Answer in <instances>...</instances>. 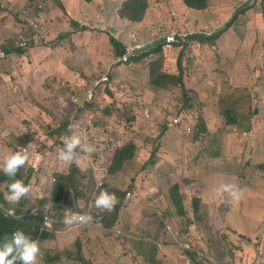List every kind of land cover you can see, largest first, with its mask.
<instances>
[{
  "label": "rangeland",
  "instance_id": "rangeland-1",
  "mask_svg": "<svg viewBox=\"0 0 264 264\" xmlns=\"http://www.w3.org/2000/svg\"><path fill=\"white\" fill-rule=\"evenodd\" d=\"M1 1L0 48L14 53L13 33L19 29L15 8L20 10L25 1L15 0L13 9L5 5V0ZM42 1L46 6L48 27L44 44L25 54H11L0 65V161L10 151L17 150V146L29 147L30 154L37 155L35 161L30 156L25 164L26 174L34 166L36 176L27 197L48 196L56 174L72 171L71 164L57 158L59 149L56 151L51 147L45 131L46 124L54 117L73 114L75 123L85 129L77 130L95 147L90 155L82 152L86 155L80 159L85 164V171L77 173L68 195V203L74 211L81 212L84 205L87 211L88 204L94 203L95 195L101 190L100 184L103 182V188L110 191L111 182L113 188L133 193L124 203L137 204V208L147 214H150L147 210L152 209L153 215L160 216L154 201L159 187L150 185L159 181L167 187L169 182L179 184L191 210L188 218L173 211L171 222L172 228L177 229L176 238H182L184 232L191 231L190 228L210 227L214 240L222 247L217 255L223 260L218 264H250L248 260L253 254L259 255L256 264H264V0H209V9L192 11L184 10L187 6L183 3L178 7L175 0H162L161 8L157 10L162 16L156 18L152 13L147 16L143 31L147 35L152 26L154 32L134 50H155L165 43L168 34L175 32L180 43L163 48L162 62L166 71L183 76L186 91L176 81L151 87L149 64L160 58V52L150 54L141 66L120 61L118 57L111 66H105L112 55L111 36H119V16L112 12L115 0H96L86 9L84 0H80L78 8L72 5L71 9L66 4L68 0H62L70 15L62 9L59 0ZM169 2H173L172 8L168 7ZM250 4L253 8L214 44L189 39L196 32L212 34L238 10ZM180 12L184 19L178 21ZM172 18L179 28L168 26L173 23ZM188 18L191 20L186 22ZM80 25L90 29L83 30ZM75 44L79 52L70 51ZM180 55L182 70L178 67ZM121 62L127 65L119 67ZM105 75L109 81L98 82V87L94 85ZM90 90L97 94L95 100L86 101L84 105L72 102L73 95L84 99ZM147 90H155V94L146 96ZM117 91L124 96L129 94L130 99L115 100ZM10 96L14 99L13 104L9 101ZM113 100L119 106L114 119L107 120L103 112L110 108ZM66 102H69L67 108L63 105ZM226 112H229L227 118ZM130 114L144 122L143 134L132 132L131 127L135 124L128 118ZM201 114L207 125L203 132ZM125 133L134 137L132 142L137 145V152L125 168L118 171L125 170L127 176L117 179L110 175L108 180L106 168L110 169L113 154L125 140L122 136ZM10 134L16 136L11 149L10 143L6 142L10 140ZM25 135L37 140L35 147L24 143ZM156 149L157 155L152 160L151 155ZM93 164H97L101 176L97 183L95 174L89 173ZM27 166H30L28 171ZM170 166L181 167L179 178H175L174 170L168 172ZM169 173H172L170 181ZM222 184L239 185L245 198L243 196L241 202L235 204L239 199L234 200L228 193L217 191ZM172 185L165 191L167 197ZM246 189L252 191L254 198ZM200 193L209 202L211 215L208 219L202 215L199 222L193 223V198ZM244 200L247 209L242 208ZM31 201L34 199H28V207ZM45 202L38 200L41 205ZM48 206L61 214L59 204L49 202ZM243 246H247L246 249ZM48 256L45 253L39 264H48ZM238 256L243 261L233 262ZM52 264L86 262L62 257Z\"/></svg>",
  "mask_w": 264,
  "mask_h": 264
},
{
  "label": "clouds",
  "instance_id": "clouds-1",
  "mask_svg": "<svg viewBox=\"0 0 264 264\" xmlns=\"http://www.w3.org/2000/svg\"><path fill=\"white\" fill-rule=\"evenodd\" d=\"M23 1L25 2L20 10H17L15 8V10L18 11L16 15L18 19L17 21L19 24V29L21 28L19 35L17 33L19 29L13 33V36L15 37L12 40L14 43V45L12 44V46L15 49V51L13 53L11 51H8L5 47L1 46L0 65L9 55L25 54L31 48H35L36 46L43 45L47 38V35H48L47 28L48 27L45 22V18H46L45 3L42 0H18V2H23ZM59 1L62 2V0H59ZM95 1L96 0H93L90 3H87V6L85 7V9L89 5L93 6V3ZM125 1L127 0H115L116 5H115V9L112 12L114 14H118L119 22L122 21L123 23H125L129 27V30L133 29V31H130V33L127 35V38L121 35L120 30L118 32L119 36H116V38L120 39L127 46V49H128V52L123 57L121 58L118 57V58L120 59V61L129 62V58L133 54L135 47L140 48L143 45L141 41L146 39V36H144V31H143L144 24L140 22L130 21L121 16L120 11ZM175 1L178 4V7L183 6L184 4L180 0H175ZM0 2L2 1L0 0ZM10 2H12V4H10ZM13 2L17 3V1L15 0L4 1L5 5L9 6L10 9H13V7L16 5V3L13 4ZM161 2L162 0H157L158 6L159 5L161 6ZM169 6L170 8H172L173 2H169L168 7ZM63 10L66 11L70 15V12L67 11L66 6H65V9ZM184 10L190 11V7L187 6L184 8ZM168 12L170 13V10ZM179 16H177V18L179 19L178 21L184 19L182 17L181 12L179 13ZM189 20H191V18H188L186 22H188ZM172 21L173 23L169 24L168 26H171L172 28H179L178 23L175 22L173 18H172ZM82 26L83 25H80V28ZM148 32H149V35L147 36H150L154 32V29L152 26L150 27ZM138 33L142 34V38L137 36ZM168 37H174V38L171 39V42H170L168 40ZM72 39H74V37H72ZM73 41L75 43V40ZM178 43H180V40L177 38V34L175 32L170 33L165 37V43L162 45V49L164 47L165 48L171 47ZM19 49H24L25 52L24 51L22 53L18 52ZM74 50H77L78 52L80 51L77 45L74 48H72L70 51L74 52ZM111 53H112L111 58L110 60L106 62L105 66H109V65L111 66L113 61H116V56L114 55V52H113V46L111 48ZM152 53H155V51L151 50L149 52V55ZM121 63L119 67L123 65L124 66L127 65L125 63H122V64ZM82 71H85V70H82ZM85 72H89V71H85ZM109 79L110 78L108 77V75H105L100 80H96L94 85L98 87V84H97L98 82L109 81ZM75 80L77 82L78 79H75ZM45 81L43 82L44 84H45ZM128 89H131V86ZM151 93L155 94V91L147 90V92H145V95L149 96L151 95ZM128 95L129 94H125L124 96L121 94L120 91H117L116 95H114V98L115 100H119L120 102H122V101L130 99ZM96 96L97 94L92 93V91L90 90L89 92L87 91V94L84 99H82L78 95H73L72 102L76 104L84 105L86 101L95 100ZM9 101H11L12 104L14 103V99L12 96H10ZM68 103L69 102H66L65 104H63L64 107H67ZM118 106L119 105L116 104V101L113 100L109 106L110 108H105L103 115L109 118L112 114H114ZM174 121L177 122L178 119L175 118ZM77 128H80L83 131L85 130L81 126V124H79ZM9 129L15 131V128L12 126H9ZM69 131H70V135H67L64 137L63 147L59 149L57 153V158L60 161H63L68 164H71L74 161L76 162V159H77L78 163L77 162L76 163L80 169V173H84L85 164L82 163L77 157H80L81 159V157L86 156L85 153H88L89 155L92 154L95 151V147L94 145L88 143V138L86 137V140H85L77 129L70 127ZM13 137H16V136L14 134H10V140L6 141L7 143H10L9 144L10 149L13 147V145H15L14 141L12 140ZM28 148L29 147L17 146V150L10 151L8 154H6L3 157L2 161H0V172H3V174L6 177H8L9 180L11 181L8 184L9 194L6 197V200L9 204H12V205L18 204L21 200H26L28 202L27 196L29 195L31 191V188H30L31 184L26 185L23 182V180L16 178L17 172L22 167H24L25 169V164L29 161L30 156H31V159H33L34 161L37 158L36 155L34 156L30 154ZM78 149L81 152L78 153L77 151ZM82 152H85V153H82ZM79 162H81V165L79 164ZM28 167L30 166H27V170H28ZM91 171L97 177L95 180V183H97L99 179H101L100 178L101 176L99 173V167L96 164H93L90 168L89 173H91ZM106 171L108 173L106 174L105 178L109 180L108 178L110 176L109 169L106 168ZM22 172L26 174V172L24 171ZM27 176L28 175L26 174L25 177ZM179 176L175 175V178H179ZM34 177L36 176L34 175ZM223 181L224 180H222L221 183ZM0 185L2 186V188H5L7 190L6 184H0ZM110 185L112 187L111 182H110ZM103 187L104 186L102 182L99 186V189L101 190L98 192V194L95 195L94 203L91 202L90 204H88L87 207H90V208L87 211L84 210V207H86V205L81 206V210H82L81 212L74 211L71 205L68 203V195L70 194V191L68 192V194L56 196L55 200H53V194H52L53 189H52L51 194H49L48 196H41L39 197V199H34V201H31V203L41 206V204L38 203V200L44 199L46 202L43 205V207L30 208V210L26 213H18L15 208H7L6 206L4 208L3 202L0 200V208L1 209L4 208L5 211L3 213L5 216H8V217L11 216L15 218L25 217L26 219H28V216H30L29 221H26V223L30 224L31 227H34L35 225H37L38 219L43 220L42 224H38L39 226L38 234L33 233L31 231V227L28 228V226L17 228L15 231L8 234V238L6 237L3 243L0 244V264H39L41 260L45 257V253L49 254L48 264H52V262H56L58 258H62V257L71 258L73 256H78L77 254H74V249L76 248V244L80 242V238H82L80 236V233H81V230L84 228H81V227L86 226V225L93 226L97 228L99 231H106V232L116 231L118 233V235L114 237L116 240L115 243L111 242L114 239L112 238L108 245L106 246L104 245L103 247H101L102 250H107L109 245L112 246V249H115V247L118 245L117 244L118 242L122 244L121 239H122V236L126 235V232H125L126 227L121 224L117 226H113V225L108 226L105 223L104 214H99V215L93 214V212L95 211V207L100 212H103V211L111 212L112 210H114L115 205L118 202L117 196L114 193H110L107 189ZM38 189L39 188H37L35 191H37ZM217 191L220 192L221 194L228 193V195L234 200L239 199L235 204H239L244 196V194L242 193L241 187L239 185L236 186L234 184H222L217 189ZM250 194L253 197V193H250ZM132 196H133V193L128 192L127 198L131 199ZM30 198H38V197H30ZM49 202L53 203L54 205L59 204L61 208L60 209L61 214L58 215L56 209H54L53 207H49L48 206ZM155 203L157 204V209L160 212H162L161 209L163 206L160 204V202L155 201ZM185 203H186L187 208H190L187 199L185 200ZM208 203L209 202L204 198L203 203H202V212L204 211L203 209L207 207ZM242 208L247 209L246 200H244ZM91 209H92V212H91ZM195 213L197 214L198 212L196 211ZM210 215H211V211H210ZM32 219H35V220L33 221ZM194 219H195V214H194L193 220ZM121 221L124 222L123 220ZM28 233H31V235H29ZM45 233H49L50 235L46 237ZM212 233H213V229H212ZM231 233L235 235V233L233 232ZM73 234L75 238H73ZM133 239L140 240V239H143V236L139 237L135 235ZM230 239L232 241H235V243L237 242V240H235V238H233L232 236H230ZM173 245L178 246V247L188 248L193 251H199V253H197L198 261L204 260L207 262V264L209 263L218 264L222 262L220 261L221 260L220 257L219 258L215 256L212 257L210 255L212 251L214 252L213 247L211 245H209L208 250H205L200 246L199 247L195 246L192 242L186 241V239L180 240L176 238V236H174ZM123 246L125 247V250L117 249L118 251L122 253V257L120 259H115L113 262H108L109 264H133L131 255L133 254L132 251L134 250V244H132L128 240V241H125V245ZM243 247L246 249L247 246H243ZM258 257H259L258 254H253L252 257L250 256V259H249V262H251L250 264H256V260ZM209 259L214 262H208ZM125 260H128L129 262H124ZM233 260H236V262L243 261V259L241 260V257L239 256L236 257V259L234 258Z\"/></svg>",
  "mask_w": 264,
  "mask_h": 264
},
{
  "label": "trees",
  "instance_id": "trees-1",
  "mask_svg": "<svg viewBox=\"0 0 264 264\" xmlns=\"http://www.w3.org/2000/svg\"><path fill=\"white\" fill-rule=\"evenodd\" d=\"M85 1H86V4H85V7H86L87 3H90L93 0H85ZM180 1H182L188 7H190V11H192L191 9L207 10L210 8L209 0H180ZM60 4L62 8L65 9V5L63 4V2H60ZM159 8H161V6L160 5L158 6L157 0H127L125 1L120 11V14L122 17L130 21L140 22L144 24L143 21L147 18V16L150 13H152L154 17L156 18H159L162 16V13L157 11ZM251 8H253V4L242 7L240 10H238L233 15L231 20H228V22H225L224 26H221L220 28L215 30L212 34L196 32L194 34H191L189 36V39L196 40L202 44H214L226 31H228L239 20V18L242 15L245 14L247 10H250ZM263 13H264V9H263ZM81 28L83 30L90 29L86 25H83ZM111 43L113 46L114 55L116 57L121 58L128 52L127 46L120 39L114 36H111ZM12 44L14 45L13 41H12ZM162 45L163 44L158 45L154 50L155 52H160V58L159 57L156 58L155 60L151 61V63L149 64L150 74L152 75L151 83H150L151 87L152 88H154L155 86L161 87L164 82L176 81L186 91L187 87L184 82L183 76L174 74L173 72L166 71L164 69L163 62H162V59L164 58V51L162 49ZM23 51L24 49L18 50V52H21V53ZM150 51L144 52L140 50H134L133 54L129 58V61L132 62V65L134 66H137V65L141 66L143 65L144 61L148 58ZM178 67L180 70H182L183 66L181 62V55L179 58ZM56 99H55V104L57 103ZM188 100L190 99L188 98ZM228 114L229 112H226V118ZM230 117L234 118V116L231 114H230ZM74 118L75 117L73 114L66 115L65 117L57 116V117H54L50 122L46 124L45 133L49 139L48 143L51 145L52 148L56 149V151L63 147V139L65 136L70 135V131H69L70 127L77 129L79 123H75ZM128 118L132 121V123L135 124V126L131 127L134 135L143 134L145 130L144 122L138 119L136 115L134 114H130ZM113 119H114V114H112L109 118H107V120H113ZM200 128L202 132L207 129V125H206L203 114L200 115ZM80 134L82 135V133ZM122 136L124 137L125 140L119 144L118 149L116 150L115 154H113L111 166L109 169L110 175H112L113 177L117 179H120V177L127 176L125 170H123L122 172H118V171L122 169L123 167L125 168V165L128 163L127 161L132 160L137 152V145L132 142L134 137L128 133H125V135H122ZM29 138L30 137H27L25 135L24 143H28V145L32 144L33 147H35L37 144V140H31L32 138L30 139ZM12 140L15 141L16 137H13ZM156 155H157V149L151 155L152 160L155 158ZM117 164H119L118 167H116ZM71 167H72L71 172H68V173L61 172V173L56 174V180L52 187L53 200H55L56 196L68 194V192L73 189L74 184L76 182V175L78 172L80 173V169L75 161L71 163ZM180 168L181 167H171L170 166V169H168V172H171V170H174L175 175L179 176L181 174ZM29 169L30 167H28V170ZM22 171L26 172L24 167H22L17 172L16 178L23 180V182L26 185L32 184L35 178L34 177L35 174H33L34 167L30 169V173L28 172L27 177H25L26 174H24ZM0 173L2 175L0 176V184H6L7 186V190L5 188L0 187V200L3 202L4 208L5 206L7 208H15L18 213H26L30 210V208L43 207V204L40 206L37 204H33L31 202L29 204L30 206L28 207V202L26 200H21L16 205L9 204L6 200V197L9 194L8 184L11 181L9 180L8 177H6L3 174V172H0ZM168 176H169L168 179L170 181V177L172 176V173H169ZM157 177L166 181L165 177H163L162 175H158ZM170 185H172L171 182H169L168 187ZM113 186L114 185L112 184V189H110L109 192L114 193L117 196V198L120 199V201H118L117 204L115 205L114 210H112L111 212H108V211L100 212L96 210L93 212V214L94 215L104 214L106 218L105 223L108 226L110 225L117 226L121 224L126 227L125 232L127 236L126 235L122 236L121 243L125 245V241L129 240L132 244H134V250L132 251V253L134 254L135 258L140 259L141 257H144L147 260H155L156 262H159L162 264H176L167 258L168 256L167 249L159 248L160 245L164 246L165 244V246H171L173 248L183 250L184 253L187 254L188 258L191 259L192 262H194V264H205L203 260L198 261L197 253H199V251H193L188 248L174 246L173 245L174 241H170L168 239H165L163 241L160 240L158 234L162 232L164 228L167 227L164 220H160L159 219L160 216L153 215L155 211L152 209L147 210L148 213L150 214L142 212L140 208L131 209V204H132L131 202L124 203V201L127 199L128 192H126L125 190H122L121 188H116V187L113 188ZM150 186L159 187V192H157V195H156L157 198L154 201L160 202L161 200L160 204L165 209L171 210L172 212L176 210L177 213L181 217L188 218L191 208H187L186 203H185V195L179 184H174L170 187V194L168 195V197L165 195V191L168 187L163 185L161 181L154 182ZM241 190L243 193L244 191L243 188ZM246 190L249 193L252 192L250 189H246ZM203 196H204L203 193H200L199 197L197 196L193 198V212L195 214V219L192 220L193 223L199 222L202 219V215L206 219L209 218V215H210L209 203L207 204V207L203 209L204 211L202 212V203L204 200ZM28 199H31V198L28 197ZM33 199H39V197L33 198ZM121 202L124 203L126 207L130 208L129 217L127 221L125 222H122L121 220H119L122 208L124 206V205L122 206ZM4 208L2 209L0 208V244L3 243L6 237L8 238L9 233L15 231L17 228H22V227H27V226L28 228L31 227L30 224L26 223V221H29L30 216H28V219H26L25 217H21V218H15L11 216L8 217V216H5L3 213L5 211ZM156 211L158 213L160 212L157 208H156ZM196 211L198 212L197 214L195 213ZM146 214L148 215L147 218L145 217ZM42 223H43V220L38 219L37 225H35L34 227H31V231L33 233L38 234L39 232L38 224H42ZM136 224H138L139 226H134ZM200 228L202 229V233L205 234L207 230V233L209 234L208 242L213 247V250H214V252L212 251L210 255L212 257L215 256L219 258V256L217 255V252L221 251L220 250L221 246H219L214 240V235L212 234V228L200 226L198 229H196V231L200 230ZM100 232L102 233V235L97 237V242H94V246L99 250V254L102 256L101 262H113L115 259H120L122 257V253L120 251L117 250L115 252L113 249L111 254L108 253L107 256H105L106 250H102L100 246V245H104L110 242V240L116 237L118 233L116 231H107V232L100 231ZM28 234L31 235V233H28ZM49 235H50L49 233H45L46 237H48ZM135 235L139 237L143 236V239L134 240L133 237H135ZM83 243H84L83 239L80 238V242L76 244V248L74 249V254H77L78 256H73V257L78 258L79 262H86V259L83 256ZM137 244H138V247H137ZM194 245L199 247L197 244H194ZM90 256L94 257V254L92 253V251L90 253ZM222 260L223 258H221L220 261ZM124 262H129V261L125 260ZM208 262H214V261L209 259ZM234 262H236V260H234ZM244 262H247V261L244 260ZM92 263L93 261L86 262V264H92Z\"/></svg>",
  "mask_w": 264,
  "mask_h": 264
},
{
  "label": "crops",
  "instance_id": "crops-1",
  "mask_svg": "<svg viewBox=\"0 0 264 264\" xmlns=\"http://www.w3.org/2000/svg\"><path fill=\"white\" fill-rule=\"evenodd\" d=\"M8 1V0H5ZM9 1H13V0H9ZM75 1V2H74ZM16 2H13V4H15ZM80 3V0H68L66 2L67 6L69 7V9H71L72 5H76L78 8V5ZM10 4H12V2H10ZM120 24V33L122 36H124L125 38H127V35L130 33L129 27L123 23L122 21L119 22ZM133 33V32H132ZM149 35V32L148 34ZM146 33H144V36H147ZM138 37L142 38V34L138 33L137 34ZM78 159L80 160V157H78ZM79 164L81 165V162H79ZM161 203V200H160ZM137 208V204L136 205H132L131 209ZM162 212L159 219L160 220H164L165 224L167 225L166 228L163 229L162 232H160L159 235V239L160 240H165L168 239L170 241H174V236L176 232V228H172V222H171V215L173 214V212L171 210H167L165 208L162 207ZM129 212H130V208L124 206L122 208L121 214H120V218L119 220H123L124 222L127 221L128 217H129ZM137 213V212H136ZM134 226H139L138 224L134 225ZM81 228H84L81 230L80 236L83 239V256L86 259V262L89 261H93L94 264H102L104 262L102 261V256L99 254V250L94 246V242H97V237L101 236L102 233L95 227L93 226H83ZM191 231L189 233L184 232L183 233V237L180 238V240L182 239H186V241L192 242L194 244H197L198 246L202 247L205 250L209 249V242H208V237L209 234L207 233H202V229L200 228V230L198 231H194L192 228H190ZM214 235V233H212ZM115 238L111 241L112 243H115ZM140 242V241H139ZM138 242V244H139ZM108 243L104 244L105 246L108 245ZM118 245L115 247L114 251L116 252L117 249H121V250H125V247L120 244L119 242L117 243ZM137 244V247H138ZM237 245H240L239 242H236ZM104 245H100L101 247H103ZM122 247V248H121ZM160 249H167L168 252V256L167 258L170 259L172 262L176 263V264H194L191 259L188 258L187 254L184 253L183 250L177 249V248H173L171 246H159ZM221 250V247H220ZM94 254V257L90 256V253ZM113 251L112 246L109 245V247L106 250V255L109 253L111 254ZM126 256V255H125ZM133 264H162L159 262H156L155 260H147L144 257H141L140 259H137L134 257V254L131 255ZM201 261V260H199ZM204 261V260H203ZM206 264L207 262L204 261Z\"/></svg>",
  "mask_w": 264,
  "mask_h": 264
},
{
  "label": "built area",
  "instance_id": "built-area-1",
  "mask_svg": "<svg viewBox=\"0 0 264 264\" xmlns=\"http://www.w3.org/2000/svg\"><path fill=\"white\" fill-rule=\"evenodd\" d=\"M174 37H168V40L171 42V39H173Z\"/></svg>",
  "mask_w": 264,
  "mask_h": 264
}]
</instances>
